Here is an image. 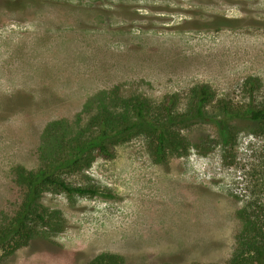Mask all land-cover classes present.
<instances>
[{
  "label": "rangeland",
  "instance_id": "374dc122",
  "mask_svg": "<svg viewBox=\"0 0 264 264\" xmlns=\"http://www.w3.org/2000/svg\"><path fill=\"white\" fill-rule=\"evenodd\" d=\"M201 86L215 93L210 115L225 102L264 104V0H0V230L23 198L12 171L39 167L49 122H85L90 98L113 90L184 112ZM185 132L189 151L166 164L137 137L64 173L101 195L47 192L41 203L62 229L36 224L14 253L11 241L0 247V264H88L103 253L126 264L227 263L241 218L264 221V135L210 146V125Z\"/></svg>",
  "mask_w": 264,
  "mask_h": 264
},
{
  "label": "trees",
  "instance_id": "16d2710c",
  "mask_svg": "<svg viewBox=\"0 0 264 264\" xmlns=\"http://www.w3.org/2000/svg\"><path fill=\"white\" fill-rule=\"evenodd\" d=\"M214 99L211 88L198 87L192 92L188 110L181 112L172 99L154 106L141 96L124 97L117 90L102 91L85 104V111L89 114L85 122L81 117L74 123L67 120L49 122L38 147L39 167L29 170L17 166L12 171L15 182L24 192L9 226L0 230V247L11 241L7 247L11 245L9 254L14 253L32 239L36 224L62 229L61 220H57V216L41 203L44 195L47 192L64 193L70 197L101 195L100 190L93 187L71 184L63 174L84 171L98 158H114L116 147L134 138L145 137L155 162L162 165L170 156L189 151L191 143L185 131L195 125H210L215 135L214 138L208 136L213 139L210 140L212 145L206 139L197 144L204 154L212 151L209 145L227 146L243 131L264 135V104L235 106L225 102L215 115H210L206 108ZM241 219L243 229L231 258L225 264H264V221L260 218ZM88 264L126 263L119 255L103 253Z\"/></svg>",
  "mask_w": 264,
  "mask_h": 264
}]
</instances>
